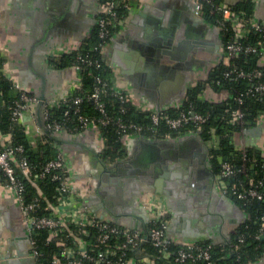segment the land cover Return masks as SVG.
Returning <instances> with one entry per match:
<instances>
[{
	"label": "crops",
	"instance_id": "obj_1",
	"mask_svg": "<svg viewBox=\"0 0 264 264\" xmlns=\"http://www.w3.org/2000/svg\"><path fill=\"white\" fill-rule=\"evenodd\" d=\"M220 1L234 6L242 0ZM249 1L251 19L263 21L264 0ZM102 8L100 0H0L3 73L37 99L42 96L43 103L68 97L79 68L56 61L90 42ZM223 44L220 26L195 12L194 0H133L101 48L104 74L135 110H171L223 60ZM202 94L215 101L224 99L226 91L205 85ZM38 108L32 102L18 122L34 148L44 135ZM51 134L73 200L102 219L145 232L149 201L157 199L166 211L168 239L183 245L227 243L246 218V211L223 193L213 169L214 136L128 132L120 136L117 153L107 155L98 125ZM232 139L236 147H252L264 156V111ZM32 261L23 213L0 176V264ZM247 264H264V256Z\"/></svg>",
	"mask_w": 264,
	"mask_h": 264
},
{
	"label": "built area",
	"instance_id": "obj_2",
	"mask_svg": "<svg viewBox=\"0 0 264 264\" xmlns=\"http://www.w3.org/2000/svg\"><path fill=\"white\" fill-rule=\"evenodd\" d=\"M119 2L122 7L127 8L132 0H119ZM194 10L197 13L203 12L201 0H194ZM210 11L219 14L221 20L226 21L232 29V33L223 44L222 63L226 65V68L220 74L215 75L214 81L218 86L216 90H225V98L227 96L229 98L225 107L227 122L230 124L238 123L241 126L239 131H241L246 127L243 124L246 113L242 106L246 98H259L264 103V20L253 21L243 10H235L220 0L215 3L211 2ZM118 19L116 2L111 0L97 14L96 41L87 47L82 46L75 52V65L78 68H86L87 72L93 77V84L88 91L74 94L71 98L65 97L61 99L64 102V118L67 119L73 116L74 121L68 128L69 130H81L94 123L99 126L110 125L121 134L128 132L141 133L143 130L142 124L123 118L122 114L126 112L125 105L128 102V96L125 92L114 89L110 81L103 77L100 72L103 65L101 48L110 37L111 28ZM251 33L256 34L253 40L248 39ZM241 54L255 55L257 64L245 68L232 63V60H235ZM222 79H245L247 86L242 90L232 91V88L223 87ZM13 85L19 90V96L13 99L11 120L19 122L23 111L38 99L33 94L20 88L16 83H13ZM78 85L79 82L76 86ZM110 96L115 97L117 100V108L109 107L108 100ZM199 97L204 98L202 92ZM56 101L52 99L43 103V120L50 132L65 128L60 121L55 119L48 123L45 122L49 117L47 106ZM84 101L91 104L94 110L92 114L82 110ZM193 107L194 103L192 101L175 114H170L163 110L150 111L148 118L151 130L155 131L159 124H163L167 128L164 136L169 137L172 135L171 132L173 130L189 126V129L184 131L185 133L199 134L202 130V124L208 118V113L195 111ZM263 111L264 109L258 110L257 115ZM237 148L240 150L239 156L242 160L239 165L232 160H223L220 163L217 176L221 182V188L224 193H230L238 199L245 200L249 197L261 199L264 193L260 187L263 184L264 175L263 178L257 179L252 184L249 182V185L244 184L240 179H235L238 173L246 176L247 169L253 166V163L246 164L248 156L245 146ZM15 165L18 166L22 174L32 175L34 178L48 176L57 181L55 185V202L48 213L36 212L39 205L37 197L28 201L24 200V184L16 173ZM0 176L3 185L14 192L23 213L25 228L30 242V251L35 264H111L113 260L107 256L116 253L115 248L109 244V240L113 237L121 238L119 245L122 248L128 246L139 248L143 240L149 239L158 248L161 257L169 258L171 255V250L168 248L170 239L166 235L167 215L164 207L157 199L149 201L151 217L147 228V237H144V232L136 228L124 227L102 219L92 213L83 203H77L73 200L67 183L64 160L60 153L45 160L39 169L32 173L23 145L13 142V136L10 131L0 132ZM231 178L233 180H230ZM259 219L260 224L256 236L264 234V212ZM66 225H72V228L69 229ZM89 228L93 230L92 236L95 244L103 245L102 247H95L94 244L82 238L81 235L90 232ZM39 230L48 231L49 238L47 240L52 238V236H56L57 246V250L52 251L47 260L42 262L40 258L43 255V250L39 247L36 235ZM239 240H242V238L239 237ZM210 244L202 246L194 242L180 245L173 251V264H191L196 259H204L207 264H211ZM234 245L236 246V243ZM148 261L152 264H166L148 256L126 257L124 251L119 253L114 263L148 264Z\"/></svg>",
	"mask_w": 264,
	"mask_h": 264
},
{
	"label": "trees",
	"instance_id": "obj_3",
	"mask_svg": "<svg viewBox=\"0 0 264 264\" xmlns=\"http://www.w3.org/2000/svg\"><path fill=\"white\" fill-rule=\"evenodd\" d=\"M111 0H100L103 6ZM116 2V10L119 18L122 17L127 8L122 7L119 0H114ZM133 1V0H132ZM203 6V12L206 16L209 17L214 23L220 26L224 42L226 38L232 33L231 27L224 20H221V16L215 12L210 11L211 2H218L219 0H201ZM235 10H243L248 16L251 17L252 6L249 0H242L238 4L231 6ZM113 30V27L111 28ZM256 37L255 33H251L248 36L249 40H253ZM97 39L96 36V25L94 31L92 32L90 42H86L83 46L87 47L90 44L94 43ZM81 48V47H80ZM78 48V49H80ZM75 51L66 52L60 55V59L56 61V65L65 66L68 64H75L74 55ZM232 63L241 65L245 68H248L252 65L257 64V57L253 54H241L235 60H232ZM264 67V66H263ZM226 68L221 62L216 64L208 74V77L195 84L189 88L184 100L182 103L171 110H167L170 114H175L182 108H184L189 102L194 103L193 110L199 111L202 113L207 112L208 118L202 124V130L199 132V135L203 138H209L214 136L216 138V145L212 146L210 150L211 162L215 173H218L220 168V163L223 160H232L237 165L241 163L239 156L240 150L235 146L233 142V133L239 131L241 126L238 123L230 124L227 122V114L225 112V107L228 103V96L222 100H208L206 98L199 97V94L204 89L205 85L210 86L214 90L218 88L217 84L214 81L215 75L220 74V72ZM105 66L104 61L100 69V72L103 77L108 79L104 74ZM79 85L75 86L73 91L68 95V98H71L72 95L77 93H83L88 91L93 84V77L89 74L86 68H79ZM109 80V79H108ZM110 81V80H109ZM223 87L232 88L231 90H242L247 86V81L245 79H222ZM222 88V87H221ZM29 93V92H28ZM19 96V90L14 87L13 82L3 73L1 69V59H0V132L10 131L13 136V142L16 144H22L24 147V152L27 155L29 163L31 165L32 173L37 171L43 162L51 157L56 156L60 153L58 149L55 148L53 144L52 137L48 135H42L37 142L36 148H34L30 142L27 140L24 129L18 122L11 120V109L13 105V99ZM109 107L117 108V100L115 97L110 96L108 100ZM126 112L122 114L123 118L126 120H132L134 122L140 123L143 125L142 134L149 136H164L167 132V128L163 124H159L155 131H152L150 128V121L148 118L149 112L135 110L129 102L126 103ZM245 110V118L243 124L247 127L252 124L257 115V111L264 109V103L262 99L248 97L246 98L244 104L242 105ZM115 109V108H114ZM82 110L92 114L94 110L91 107V104L87 101L82 103ZM47 111L49 117L45 120L46 123L51 122L52 120L60 121L66 130L73 123V116L71 118H64V102L62 100H57L51 105L47 106ZM95 124V123H94ZM97 125V124H95ZM99 126V125H98ZM104 137L105 145L103 152L107 155H115L120 149V136L121 133L117 132L110 125L99 126ZM189 129V126H184L178 130H173L171 134H176L179 132H184ZM248 159L246 164L249 165L253 163L251 168L247 169V175L244 176L241 173H238L235 176V179H240L244 184L249 182L254 183L257 179L263 178L264 175V156H262L258 150H255L252 147H245ZM16 173L21 178L24 184L23 197L25 201L31 200L34 197L38 198V208L37 213H48L55 202V185L57 184L56 180L51 179L48 176L42 178H34L32 175L22 174L18 166L15 165ZM230 180H233L232 178ZM260 189L264 193V179L263 184ZM230 195L248 214V216L238 224L231 234L230 240L227 243L214 244L211 243L209 247L210 251V260L211 264H247L252 261H256L264 256V237L256 236V233L260 224V215L264 212V194L261 199L256 197H249L245 200L238 199L234 195ZM67 228L71 229L72 225H66ZM66 228V230H67ZM90 232L88 234L81 235L84 240H88L95 247H102L103 245L95 244V240L92 236L93 230L89 228ZM37 238L40 249L43 250V255L41 256V262L46 261L52 251L57 250L56 246V236H52L49 240V233L47 230H39L37 232ZM239 237L242 240H239ZM121 238L113 237L109 240L111 247H114L116 253L114 255H108V258H112L113 263L121 251L125 252V256H148L152 257L155 260H158L161 263L173 264V251L176 250L182 244H178L169 241L168 248L171 250V255L169 258L161 257V254L158 248L152 244L149 239L143 240L139 248L125 247L122 248L120 244ZM202 246L208 244L209 242H195ZM236 243V246L234 245ZM139 252H142L140 254ZM104 264V263H100ZM191 264H207L204 259H196L191 262Z\"/></svg>",
	"mask_w": 264,
	"mask_h": 264
},
{
	"label": "water",
	"instance_id": "obj_4",
	"mask_svg": "<svg viewBox=\"0 0 264 264\" xmlns=\"http://www.w3.org/2000/svg\"><path fill=\"white\" fill-rule=\"evenodd\" d=\"M42 100H43V97L40 96L39 99L36 101L39 104V108L37 110V119L39 121V125H40L42 131L44 132V134L48 135L49 137L54 138L53 135L51 134V132L46 128L45 123H44V120H43V107H44V105H43ZM156 111H160V110H156ZM247 216H248V214L246 215V217ZM144 237H147V230L144 232ZM260 237L263 238L264 237V234H262Z\"/></svg>",
	"mask_w": 264,
	"mask_h": 264
},
{
	"label": "flooded vegetation",
	"instance_id": "obj_5",
	"mask_svg": "<svg viewBox=\"0 0 264 264\" xmlns=\"http://www.w3.org/2000/svg\"><path fill=\"white\" fill-rule=\"evenodd\" d=\"M26 238H27V242H28V245H29V248H30V242H29V237H28V233H27V231H26ZM30 253H31V251H30ZM31 256H32V255H31ZM32 257H33V256H32ZM32 264H35V262H34V258H33Z\"/></svg>",
	"mask_w": 264,
	"mask_h": 264
}]
</instances>
